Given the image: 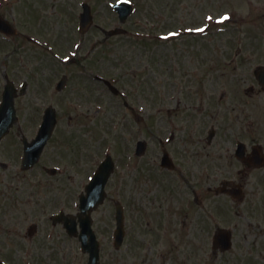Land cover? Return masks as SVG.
<instances>
[{
  "label": "rangeland",
  "instance_id": "rangeland-1",
  "mask_svg": "<svg viewBox=\"0 0 264 264\" xmlns=\"http://www.w3.org/2000/svg\"><path fill=\"white\" fill-rule=\"evenodd\" d=\"M80 1L41 0L35 8L36 19L23 11L24 6L18 0H13L10 6L9 17L16 21L20 34L11 39L12 43L0 41V84L13 77L16 82L27 81L28 88L16 99L18 118L3 140L10 145L8 153L0 149L3 258L8 264H86L87 256L80 251L78 241L64 237L62 230L53 227L47 218L59 206L57 199L66 187L76 185L70 193L76 197L82 182L91 177L103 155L110 153L117 160V174L106 185L105 201L92 213L103 241L101 264H180L177 254L172 256V261L168 256L161 260L143 248L135 254L131 239L134 234L129 237V231L124 245L113 247L110 235L114 228V204L117 201L124 204L127 223H131L138 215L132 206L133 198L141 196L138 191L155 183L165 184V175H162L165 173L154 166L162 153L159 141L172 128L177 129L173 146L176 150L182 138L205 137L211 124L220 127L217 136L264 140V90H259L253 76L255 65H264V0H135L136 11L126 23L120 24L127 29L126 33L94 47L91 41H101L103 34L93 31V35L83 37L79 60L71 62L68 56L65 60H54L40 45L23 38L21 33L41 30L47 40L53 41L54 50L59 55L65 54L80 37L76 30ZM87 1L98 14L97 23L105 27L117 24L109 8L114 0ZM151 22L157 27L150 31L166 35L176 33L182 25H213L197 37H178L166 42L139 38L136 31L145 33L142 25L147 23L149 27ZM85 56L90 58L83 60ZM98 58L100 61L94 63ZM91 66L113 79L119 93L113 94L101 83H92L83 77V71ZM62 74L69 79L67 90L59 94L52 87L47 92L49 81ZM249 86H254L255 91L246 92ZM179 99L185 107L183 113L169 115L167 107L173 109ZM50 102L59 120L42 163H54L63 171L53 178L46 174L40 178L31 175L27 180L9 175L11 187H8L1 180L7 176V170L19 167V138L34 135L38 113ZM192 104L198 107L189 108ZM241 109L244 117L239 115ZM136 114L143 117L142 122L136 123ZM210 114H217V119L212 120ZM139 139L148 143L143 156L134 155ZM48 158L52 161L48 162ZM6 162L9 169L5 168ZM69 168L74 175L66 173ZM153 169L157 172L151 182ZM160 173L162 178L157 177ZM12 184L19 186V194ZM8 191L9 195L5 196ZM26 196L32 197L30 202L25 201ZM32 211H38L42 217L34 216ZM31 213L34 220L38 218L40 229L27 236ZM229 215L233 216L231 223H227L233 228L232 248L212 255L208 253L207 234L196 232L193 244L181 251L186 258L184 264H264V231L256 228L259 224L264 226V206L256 203L245 208L234 207ZM141 227L146 228L144 222ZM50 232H53L52 238L45 239ZM139 236L146 238V230ZM164 239L160 245L165 244L167 238ZM22 249H28L30 254H22ZM169 250L167 247L164 251ZM148 257L152 261L144 262Z\"/></svg>",
  "mask_w": 264,
  "mask_h": 264
},
{
  "label": "flooded vegetation",
  "instance_id": "flooded-vegetation-1",
  "mask_svg": "<svg viewBox=\"0 0 264 264\" xmlns=\"http://www.w3.org/2000/svg\"><path fill=\"white\" fill-rule=\"evenodd\" d=\"M18 1L24 6L22 9L27 15L34 16L36 5L40 0ZM12 4L13 0H0V17L8 18ZM99 31L104 32V28L102 27ZM0 39L8 42L10 37L0 33ZM87 75V80L97 84L101 82L104 87L105 82L99 78L101 76L99 72L89 70ZM56 80L57 78L49 81L50 87L46 88L47 92L54 86L56 88ZM0 85L2 86V84ZM41 91L46 93L44 89ZM240 111L242 114L239 115L244 117V110ZM167 112L172 115L169 108ZM210 116L212 120L217 119V114H210ZM211 126L210 128L214 130L213 125ZM215 127L220 129L219 126L215 125ZM176 130L174 128V131ZM248 139L217 136L214 130V135L211 137L206 135L202 138L194 136L182 138L177 150L173 147L175 144L173 140L162 144V152L168 153L173 168L165 169L168 174L164 177L165 184L163 186L155 183L153 187L151 185L146 190H139L138 194L141 196L136 195L133 198L132 206L138 213L131 221L135 254L139 248L145 247L148 254L154 256L157 254L161 260L168 256L169 261H172V256L177 254L180 256L179 263L184 264L186 258L181 251H184L185 246L193 244L194 235L201 231L207 234L209 240L208 253L212 255L219 253L218 249L211 244V238L221 228L219 224L225 223L227 226V223H231L233 216L229 215V212L234 207L245 208L246 205L249 207L256 203L264 206V140L260 141L255 137L250 138V141ZM239 142H242L243 145L238 153L236 149ZM9 148L7 140L0 143L2 152L7 154ZM43 161L42 157L40 164L32 169L7 170V176L2 177L1 182H6L8 187H11L8 180L9 175L15 179L27 180L31 175L34 177L39 175L40 178L46 174L53 178L62 172L57 170L54 174H49V170L45 166L46 163L43 164ZM5 168L3 169L5 170ZM72 170V168L66 169V173L70 174ZM169 176L173 178L170 179ZM54 181L56 183V178ZM150 181L154 182V177H151ZM13 187L19 194V186L13 185ZM73 189L74 184L66 187L65 192L57 200L64 204L72 202L73 196L70 193ZM9 193L10 191L5 196ZM256 195L259 196L258 200L254 199ZM26 197V202H30L32 197ZM142 197L144 198L142 199ZM142 207L146 210L143 211ZM143 222L146 228L141 227ZM206 224H214V226ZM203 225L208 227L201 229ZM227 227L230 228V226ZM256 228L260 232L264 231V226L261 224ZM144 229L147 232L146 238L139 236ZM250 229L253 230V227ZM160 237L167 238V246L158 250L157 245L161 240ZM170 242L171 244H169ZM167 247L170 250L164 251ZM3 253L4 249H1L0 254ZM148 261H152V259L148 257Z\"/></svg>",
  "mask_w": 264,
  "mask_h": 264
},
{
  "label": "water",
  "instance_id": "water-1",
  "mask_svg": "<svg viewBox=\"0 0 264 264\" xmlns=\"http://www.w3.org/2000/svg\"><path fill=\"white\" fill-rule=\"evenodd\" d=\"M118 7H119V9L120 8L123 9V10L122 9L121 10L124 12V14H127L129 12V7L127 5H125L124 3L119 4ZM12 96H13V91H12L11 88H9V91H6L4 93V101L2 103V106L0 107V123L2 124L4 122H6V121H9V124L6 125V128L9 125H11L12 122L15 120V115H14L15 112L13 110V105H12V103H13ZM45 120L46 121H51L52 120V122L50 124L47 123L46 125H43V127L41 128V130H40V132H39V134L37 136L36 145H35V142L33 144V147H34V145L36 147V148H33V149H35L34 153L27 154L25 159H28L31 156V154H34L32 159H31V161H33L36 158V156L40 153L44 143L46 142V140L50 136L52 128H53V125H54V118L49 116V115H47L45 117ZM3 133H4V131L3 132L0 131V135H2ZM140 148H141V151H139V152L142 153L143 150H144V144L143 143L140 144ZM92 192H93V188H92ZM92 192L90 191V194ZM119 231H120V229H119ZM222 238H223L224 241H226V236L225 235H223ZM83 250L90 252V260H89L88 264H98V262H99L98 261V248H97L96 243H89L87 245L86 244L83 245Z\"/></svg>",
  "mask_w": 264,
  "mask_h": 264
},
{
  "label": "snow or ice",
  "instance_id": "snow-or-ice-1",
  "mask_svg": "<svg viewBox=\"0 0 264 264\" xmlns=\"http://www.w3.org/2000/svg\"><path fill=\"white\" fill-rule=\"evenodd\" d=\"M224 19H225V20H227V19H228V17H227V16H225V17H224Z\"/></svg>",
  "mask_w": 264,
  "mask_h": 264
}]
</instances>
